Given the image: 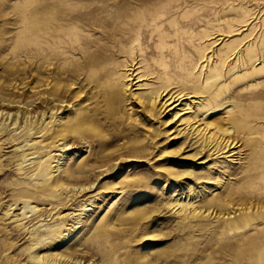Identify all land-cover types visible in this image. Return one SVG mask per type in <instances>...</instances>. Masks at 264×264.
Returning a JSON list of instances; mask_svg holds the SVG:
<instances>
[{
    "label": "rangeland",
    "instance_id": "rangeland-1",
    "mask_svg": "<svg viewBox=\"0 0 264 264\" xmlns=\"http://www.w3.org/2000/svg\"><path fill=\"white\" fill-rule=\"evenodd\" d=\"M149 11L169 39L125 57ZM217 102L239 146L196 164L177 130ZM0 264H264V0H0Z\"/></svg>",
    "mask_w": 264,
    "mask_h": 264
},
{
    "label": "bare ground",
    "instance_id": "bare-ground-1",
    "mask_svg": "<svg viewBox=\"0 0 264 264\" xmlns=\"http://www.w3.org/2000/svg\"><path fill=\"white\" fill-rule=\"evenodd\" d=\"M51 2H53V1H51ZM55 4L52 3V5L46 7L44 10H40V9L34 10V14H33V18H32V20H33L32 21V25L35 28H37V29L39 28L40 25H43V24L46 25L48 27L47 35L52 36L53 33H54L55 37L58 39V37H61L62 34H64L66 37L69 36V32H68V30H66L65 27H58L56 25L57 24V16L55 15V11H56V8H58V7L55 6ZM158 12L161 13L160 11H158ZM161 14H163V13H161ZM159 19H160V16L155 14V12L152 13L151 11L148 12V15H145L143 18H141L139 20H135V21L131 20L130 21V18H128L126 20L123 19L124 22H125V26L122 27V28L120 27L122 30L119 29V30H121L120 31V34H121L120 35V40L122 42V46L121 47L119 46L120 47V49H119L120 51L119 52H122L123 54H125V57H127L129 55L135 56L137 54V52H139L142 49V44L143 43L148 42V41H155V40H157L158 43H159V41L161 42V40H166L167 38L169 39L170 35L169 34H164V33H167V32L164 31V33H162V32H160L158 30ZM116 21H118V19ZM164 23H165V21H164ZM119 24H121V23H119ZM160 30H161V28H160ZM38 31L39 30H37V32ZM106 36H107V34H106ZM160 47H161V45H160ZM157 48H158V46H157ZM134 52H136V53L133 54ZM159 52H160V50H159ZM162 55H164L163 52H162ZM149 57H150V54H149ZM157 57H158V55H157ZM151 60H153V59H151ZM158 60H159V58H158ZM129 66H130V64H129ZM176 66H177V64H176ZM188 75H190V74H188ZM188 75L182 76V77H184V80H182V77H181V80H177V79H175V80L174 79L173 80L172 79H168L166 81L164 80L165 83L162 86L158 87V89L153 91L154 92V96H153L152 99H153V101L155 103L153 101L152 102L154 104H156V102L158 101V104H157L158 107L157 108L160 109L161 106H162V108L164 107L166 112H171L170 115L174 116V118H175L176 115H177L178 106L182 105V101L184 99H188V98H191V97L192 98L199 97L201 99L205 98L206 95L203 94V91L193 89V87L188 85V79H189V81L193 80V79L190 80ZM175 77H178V76L176 75ZM178 78H180V76ZM143 101H145V100H143ZM149 101H150V98H149ZM218 102L216 103L215 106H213L212 104H209V103H206V104L201 103L200 107H199L200 109H197L196 113H195V111H193V116L190 118V120L187 121V123L185 122L186 125L183 128H179L177 130L178 131L177 132V137H183L182 144H181L180 147H178V149H182L183 151L187 152V151H189V149L195 148V146H197L198 150H196V153L193 155V157H196V156L197 157H201V155L206 156V158H204V159L197 158V163L196 164H205L208 160L213 159L218 154L223 153L224 151H227L230 148H236L237 149V147L239 146L237 144L239 138L237 139V141L232 139V137L230 135L231 131H229L227 127L226 128H222V127L219 126L221 123H219V125H216V124L209 123V122L206 121V118H208L209 115H213L214 113H216L218 111V108H220L222 106V104H220ZM150 107H153V105L150 106ZM202 112L203 113L205 112L206 115L204 117L200 118V116L202 115ZM190 115H192V114H190ZM178 119H180V116L177 117V120ZM221 126H222V124H221ZM238 131L239 130H236V132H238ZM234 135H235V133H234ZM237 135H240V134H237ZM237 135L234 138L239 137ZM176 153L177 152H174V153H171V154L173 156H177ZM234 153L236 154V152H232V155ZM133 161L140 162V161H143V158H135V159H133ZM252 172H253V170H252ZM256 178H257V176H256ZM8 209H10V208H8ZM11 209H13V208H11ZM7 215H9V214H7ZM226 217L228 218V214H227Z\"/></svg>",
    "mask_w": 264,
    "mask_h": 264
}]
</instances>
